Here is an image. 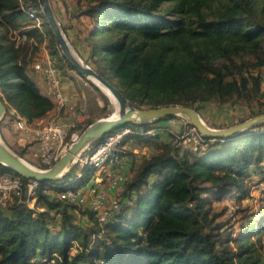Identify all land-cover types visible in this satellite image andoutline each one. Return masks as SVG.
<instances>
[{
	"label": "trees",
	"instance_id": "1",
	"mask_svg": "<svg viewBox=\"0 0 264 264\" xmlns=\"http://www.w3.org/2000/svg\"><path fill=\"white\" fill-rule=\"evenodd\" d=\"M30 5L39 8L37 0H0V95L32 121L53 112L54 104L28 74V60L19 57L22 44L13 37L27 28V37L39 35L34 41L40 51L43 31L26 15ZM68 12L82 24L71 40L78 55L130 102L179 103L198 111L195 102L214 99L264 112V0H74ZM62 28L67 36L74 29ZM50 35L49 54L61 77L66 70L57 66V41ZM175 137H128L152 152L123 185L119 197L130 203L105 225L89 207L60 199L58 190L38 191L33 207L17 201L0 206V264H264L251 239L264 231V215L226 232L211 209L226 196L236 205L264 200L263 125L230 137H204L205 145L195 149ZM0 172L19 175L1 163ZM89 175L84 170L76 183ZM257 188L261 192L253 198Z\"/></svg>",
	"mask_w": 264,
	"mask_h": 264
},
{
	"label": "built area",
	"instance_id": "2",
	"mask_svg": "<svg viewBox=\"0 0 264 264\" xmlns=\"http://www.w3.org/2000/svg\"><path fill=\"white\" fill-rule=\"evenodd\" d=\"M33 69L43 77L45 92L54 104L53 112L32 121L18 115L14 125L20 132L33 135L36 138L38 144L32 155L40 163L37 165L46 168L53 165L67 150L71 142L79 136L75 128L79 119L84 115V105L78 104L71 95L62 90L59 70L50 54L37 59L33 64ZM262 74L264 77V70ZM147 125L123 126L106 133L97 144L78 158V172L65 179L41 183L35 179L24 181L19 175L0 172V206L5 207L9 203L17 201L33 207L38 191L50 193L58 190L60 199L78 205L87 203L100 226L112 222L113 217L121 212L124 203H130V200L124 201L119 197L123 185L128 179V176L117 168L121 158L126 156L129 151L125 146V141L130 139L128 137L131 134L155 135L158 132H152L147 128ZM261 125L264 128V123ZM187 134L197 138L193 149L198 144L205 145L204 137L195 128L191 127ZM86 169L90 171V184L76 183ZM102 182L105 187L101 186ZM68 184L72 185L68 186ZM106 187L115 192L109 195ZM228 199L229 197L226 196L219 202ZM51 261L47 260L46 262ZM42 264L45 263L42 262Z\"/></svg>",
	"mask_w": 264,
	"mask_h": 264
},
{
	"label": "rangeland",
	"instance_id": "3",
	"mask_svg": "<svg viewBox=\"0 0 264 264\" xmlns=\"http://www.w3.org/2000/svg\"><path fill=\"white\" fill-rule=\"evenodd\" d=\"M20 1L27 2L28 4H33L34 2V0H20ZM50 3L60 23L61 28L63 26L64 27L68 26V28L74 27V29H70L69 36L65 34L63 28H62V31L64 32L71 47L78 54V51L72 44L71 40L76 35L75 30L82 29V24L80 23L81 20H78L76 18L74 19L71 15H69V12H68V10H72L74 7V0H50ZM166 4L169 5V3H166ZM26 13L28 17L32 18L33 22H35L37 26L42 27L43 34H42V40L39 42L40 43L39 47H41V49L42 48L45 49L47 53L49 54L51 50L50 33H52L49 25L46 23L45 18L43 17L39 8L32 9V6L30 5V7L27 8ZM80 19H82L83 21H86L83 17ZM18 31L14 32L13 37H15L16 43L20 44L18 43V38L16 37V32ZM38 39H39V35H35L33 40L38 41ZM35 45H36V42H34V44L32 45L22 44V48L19 53V57L20 58L25 57L28 60V62H30V65H32V67H33L34 62L37 61V58L41 54L40 51L38 52L39 48L35 50L38 47V45L37 46ZM57 48L56 49L58 50V53L60 56V62L57 64V66L61 65L60 66L61 70L62 69L66 70L67 63L63 59V56L58 47V44H57ZM69 72L74 73L76 75V79H77V83L75 84L76 88L80 92H82L84 95V97L81 100L82 105H84L83 106L84 115L79 119V121L77 122L76 128H75L76 132L80 134L83 131V130H80V126L86 127L90 123V121L92 122L93 120L101 116L111 115L115 107H114L113 102L104 93L103 94L107 98V103L102 100L101 93L98 90H96L95 88L96 85L93 82L86 79L83 75L79 74L75 70H69ZM263 89H264V81H263ZM261 101L263 103L262 107L264 108V95ZM4 103L6 106V111H5V114H6L9 111V108L12 106L8 105L6 102ZM132 104L136 107L152 106L151 104H141V105H136L134 103ZM175 104H179V103H175ZM194 105L197 107L198 113L200 114V117L202 118V120L208 126L216 127V128L227 127L235 123L241 122L253 116V114L255 115V113H251L250 108H248V106L246 104H243L242 102L229 103V102H221L218 100L211 99V100H207L204 102L202 101L195 102ZM253 109L255 111L257 110L256 104L253 106ZM1 121H0V128H1ZM186 123L187 121L185 118L181 116H176L174 119L165 120L160 123H155L154 121L149 122L147 123L148 124L147 128L151 129L152 132L158 131L156 132V134L160 133V136L165 140L169 139L170 134H174L176 136L175 138L181 141L182 146L191 147L193 149L197 138L194 135L187 134L189 129H191V127L189 128L188 126H186ZM161 128L163 129L161 130L162 132L157 130ZM0 135H1V129H0ZM130 141L131 140H129V142ZM95 144L96 143L90 144L83 153L87 152ZM127 149L129 150V148ZM32 152L33 150L30 152V158L29 157H26V158L23 157V158L29 163L40 167L39 165H37L40 163L32 155ZM69 185L71 186L72 184H68V186ZM259 187L264 188V183L260 184ZM260 192H261L260 188H257L256 190H254L252 193L254 195L253 198L255 197V195L260 194ZM50 193H56V192L52 191ZM52 195H56V194H52ZM211 209H212V212L218 213V217L216 221L218 223H222L227 226L225 228L226 232L230 230L236 232L237 229H239V227L241 226V224H246L247 221H249L250 219H255V223L258 222V219L262 217V215H264V200L261 202L259 201L256 202V200L254 199L253 200L247 199L241 202L239 205H236L234 204L233 200L229 197V199L224 202L222 201L214 202ZM86 223H87L86 221L85 222L83 221V224H86ZM251 239L256 243V246H258L259 250L261 251L264 257V231H262L258 235H253ZM77 247H78L77 243H74L73 250L76 249Z\"/></svg>",
	"mask_w": 264,
	"mask_h": 264
},
{
	"label": "water",
	"instance_id": "4",
	"mask_svg": "<svg viewBox=\"0 0 264 264\" xmlns=\"http://www.w3.org/2000/svg\"><path fill=\"white\" fill-rule=\"evenodd\" d=\"M39 9L53 33L62 55L74 66V68L86 79L93 82L102 93V87L114 97L117 103L116 115L101 116L90 122L79 134L76 140L71 142L67 150L51 166L43 168L26 161L22 156L12 150L0 135V163L27 178L35 179L41 183L45 181H58L65 177L70 169L77 163L78 158L96 140L106 133L121 128L127 123L145 125L161 117L168 115L181 116L190 123L193 128L203 137L220 138L234 136L250 127L264 123V112L255 114L233 125L216 128L208 126L194 108L181 104H169L151 107L134 106L121 91L108 79L98 73L93 67L85 63L74 51L68 42L60 23L54 13L50 0H37ZM102 86V87H101ZM6 111L5 103L0 95V121Z\"/></svg>",
	"mask_w": 264,
	"mask_h": 264
},
{
	"label": "crops",
	"instance_id": "5",
	"mask_svg": "<svg viewBox=\"0 0 264 264\" xmlns=\"http://www.w3.org/2000/svg\"><path fill=\"white\" fill-rule=\"evenodd\" d=\"M26 31H27V28H24L16 32L18 43L27 44V45L34 44L35 41L33 40V38L27 37V35L25 34ZM42 49L40 47L41 54L37 59L48 54L45 49L43 50ZM27 72L33 78L40 92L43 95L47 96L45 92V84L43 81V77L38 71L33 69L32 65H30V62H28V65H27ZM60 80H61L62 90L66 94L71 95L78 104H82L81 100L84 97V95L82 92H80L76 88V85H75L77 83L76 75L74 73L69 72V70L66 69L65 74L61 75ZM7 113L5 114V116H3L2 121H1L0 129H1V136L3 140L18 155L24 158L26 157L30 158V152L34 150L38 144L37 140L35 139L33 135H27L25 133L20 132L18 129H16L14 125V121L19 114L17 113L14 107H10ZM129 140H131L132 142L130 141L131 142L130 143ZM129 140L125 141V144H126L125 146L129 148V151L131 152L121 158V160L117 164V168L119 170H122L128 176V178L132 179L136 175L138 166L140 162L142 161V159L147 157L152 152V150L147 144L138 143V141L134 140L133 138H130ZM78 170H79V165H78V168H76L75 172L71 176L75 175L78 172ZM90 182L91 181H90V176H89V179H86L84 182H78V183L79 184L85 183V185H88L90 184ZM101 186L105 187L103 182L101 183ZM106 189L108 188L106 187ZM107 192L109 195H112L115 191L108 189ZM86 207H88L87 203L80 206L81 209H84ZM80 217L86 218V216H83V215H81Z\"/></svg>",
	"mask_w": 264,
	"mask_h": 264
},
{
	"label": "bare ground",
	"instance_id": "6",
	"mask_svg": "<svg viewBox=\"0 0 264 264\" xmlns=\"http://www.w3.org/2000/svg\"><path fill=\"white\" fill-rule=\"evenodd\" d=\"M101 87H102V86H101ZM102 89H103V91L108 95L109 99L113 102L114 107L116 108V107H117V103H116V100L114 99V97L108 92V90H107L106 88L102 87ZM116 114H117V113H116V111H115V112H113V113L111 114V116L114 117Z\"/></svg>",
	"mask_w": 264,
	"mask_h": 264
}]
</instances>
